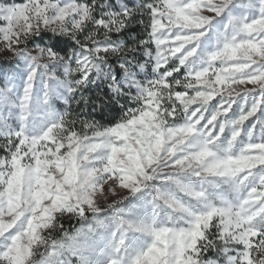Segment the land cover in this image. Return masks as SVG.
<instances>
[{
    "label": "snow or ice",
    "instance_id": "6c2138e0",
    "mask_svg": "<svg viewBox=\"0 0 264 264\" xmlns=\"http://www.w3.org/2000/svg\"><path fill=\"white\" fill-rule=\"evenodd\" d=\"M0 44V264H264V0H0Z\"/></svg>",
    "mask_w": 264,
    "mask_h": 264
},
{
    "label": "rangeland",
    "instance_id": "374dc122",
    "mask_svg": "<svg viewBox=\"0 0 264 264\" xmlns=\"http://www.w3.org/2000/svg\"><path fill=\"white\" fill-rule=\"evenodd\" d=\"M19 2V1H18ZM15 59L12 55V53L4 48L2 44H0V67H7L10 64L14 63ZM247 87L251 88V85H248ZM57 107H60L59 102H57ZM105 191H107V186L105 188ZM127 195V192L117 190V195L116 196H108L107 201L105 202L104 200H101V204L105 203H113L117 199H122L124 196ZM58 229L52 232V235L56 236Z\"/></svg>",
    "mask_w": 264,
    "mask_h": 264
},
{
    "label": "trees",
    "instance_id": "16d2710c",
    "mask_svg": "<svg viewBox=\"0 0 264 264\" xmlns=\"http://www.w3.org/2000/svg\"><path fill=\"white\" fill-rule=\"evenodd\" d=\"M18 1H19V0H17V2H18ZM136 30H137L138 32H140L141 36L144 35V33H143V29H142L141 26H137V29H136ZM96 91H97V90H96L95 88H93V90H92V94L94 95ZM104 91H107L106 86L104 87ZM60 107H61V105H60ZM60 107H58V108H60ZM72 107H73V108H76L77 106H76L75 104H73ZM113 107H114V112L118 114V113H119V109H118L117 107H115V106H113ZM89 112H90V109H88V110H84L83 112H81V115H82V116H87ZM73 115H75V113H73ZM97 118H99L98 115H97ZM74 227H79V222H78V221H76V220H72V221H67V220H65V221H64V228H65L66 230H68L69 232H71V231L73 230ZM61 232H62V230H61V229H58V231H57V233H56V236L59 237V236L61 235Z\"/></svg>",
    "mask_w": 264,
    "mask_h": 264
}]
</instances>
